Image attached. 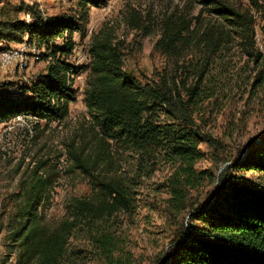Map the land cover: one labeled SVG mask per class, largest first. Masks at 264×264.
<instances>
[{
  "label": "rangeland",
  "instance_id": "374dc122",
  "mask_svg": "<svg viewBox=\"0 0 264 264\" xmlns=\"http://www.w3.org/2000/svg\"><path fill=\"white\" fill-rule=\"evenodd\" d=\"M228 2L243 8L250 1ZM31 7L43 23L68 18L79 28L55 30L58 34L42 40L33 37L39 49L26 34L18 43L0 38V56L9 49L19 50L11 64L0 67V92L13 89L17 93L24 86L25 94L34 96L33 86L44 80L55 59L68 67L70 84V98L59 100L62 106L66 103L63 116L18 115L0 122V264H15L17 250L10 238L9 219L17 210L15 195L20 185L35 173L52 181L48 197L38 205V217L48 226L66 217L72 198L94 195L97 181L118 179L129 195L127 209L72 230L60 264L169 262L171 243L187 232L191 213L207 207L222 161L229 160V165L248 154L249 145L264 142V78L261 82L256 78L264 63L256 64L235 42L202 72L204 49L185 46L168 52L157 47L169 17L188 20L191 28L199 29L213 20L202 0H0V21L31 23ZM253 14L255 47L264 55V20ZM95 36L112 41L121 54L122 72L141 84L164 80L184 101L198 85L190 114L203 133L221 141V148L213 149L195 127L185 126L160 106H155L152 120L165 137L161 147L147 153L102 139L83 101L89 47ZM68 44L71 51H61ZM186 132L194 136L195 154H177L172 147L174 135ZM75 156L83 160L87 171L77 166ZM229 176L231 182L260 181L252 170L232 169ZM190 223L200 229L204 221Z\"/></svg>",
  "mask_w": 264,
  "mask_h": 264
},
{
  "label": "trees",
  "instance_id": "16d2710c",
  "mask_svg": "<svg viewBox=\"0 0 264 264\" xmlns=\"http://www.w3.org/2000/svg\"><path fill=\"white\" fill-rule=\"evenodd\" d=\"M92 1V0H89ZM249 6L237 7L228 0H202L213 18L201 29L188 20L167 18L157 47L168 52L181 47L195 46L204 49L203 70L210 69L219 55L229 50L235 42L244 47L256 64L264 63V55L255 47V14L264 20V0H249ZM31 23L23 20L0 21V38L6 42H20L23 35L47 39L58 34L55 30L77 31L68 18H49L43 23L35 8H29ZM200 30V31H199ZM61 51L70 52L72 45ZM39 49V47L35 44ZM91 60L87 65L89 78L83 93L87 113L97 127L100 137L122 142L131 148L150 153L163 145L165 137L152 120L155 106L181 120L195 131L213 149L221 148V141L203 133L190 114L196 103L198 85L182 100L173 94L166 81L139 83L122 72L121 54L106 37H94L89 47ZM64 64L55 59L49 65L42 82L32 88L34 96L25 94L26 87L18 92H0V122L18 115L39 118H57L66 113V103L61 98H70V84ZM207 72V70H206ZM205 72V73H206ZM264 78V68L256 77ZM21 97H14L19 95ZM20 96V95H19ZM194 133V134H196ZM193 134L174 135L173 149L177 154L197 152ZM251 151L240 160H234L214 176V193L204 209H195L189 216L187 232H181L173 240L169 262L159 264H264V142L250 146ZM77 166L87 171L86 165L74 157ZM229 160H223L226 164ZM252 170L259 174L257 184L232 181L231 170ZM51 179L35 173L28 182L20 185L15 195L18 201L16 213L10 217V238L16 247L15 264H60L66 254V246L72 230L81 223H90L105 216L127 209L130 199L125 185L110 178L96 182L95 194L91 197H74L66 207V217L54 226H48L38 217V205L48 197ZM194 219L204 221L200 229L191 224Z\"/></svg>",
  "mask_w": 264,
  "mask_h": 264
},
{
  "label": "built area",
  "instance_id": "2783aa9c",
  "mask_svg": "<svg viewBox=\"0 0 264 264\" xmlns=\"http://www.w3.org/2000/svg\"><path fill=\"white\" fill-rule=\"evenodd\" d=\"M18 51H19L18 49H10V52L8 54L3 55L4 62L12 63L13 58L15 57V55L17 54Z\"/></svg>",
  "mask_w": 264,
  "mask_h": 264
},
{
  "label": "bare ground",
  "instance_id": "6f19581e",
  "mask_svg": "<svg viewBox=\"0 0 264 264\" xmlns=\"http://www.w3.org/2000/svg\"><path fill=\"white\" fill-rule=\"evenodd\" d=\"M9 52H10V49L4 51V52L1 54V56H0V67H1V68L6 67V66H8L9 64H11L10 62H4V58H3V55H4V54H8Z\"/></svg>",
  "mask_w": 264,
  "mask_h": 264
},
{
  "label": "water",
  "instance_id": "95a60500",
  "mask_svg": "<svg viewBox=\"0 0 264 264\" xmlns=\"http://www.w3.org/2000/svg\"><path fill=\"white\" fill-rule=\"evenodd\" d=\"M227 164H224L223 166L220 167L219 169V173L223 170V168L226 166Z\"/></svg>",
  "mask_w": 264,
  "mask_h": 264
}]
</instances>
